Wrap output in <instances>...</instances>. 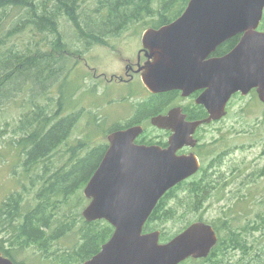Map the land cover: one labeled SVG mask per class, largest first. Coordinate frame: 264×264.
I'll return each mask as SVG.
<instances>
[{
  "label": "rangeland",
  "instance_id": "374dc122",
  "mask_svg": "<svg viewBox=\"0 0 264 264\" xmlns=\"http://www.w3.org/2000/svg\"><path fill=\"white\" fill-rule=\"evenodd\" d=\"M46 1L48 6H56L54 0ZM101 1H105V7H101ZM121 2L123 4L122 0ZM80 3L78 14L83 20L93 23L90 27L91 35L99 36L89 38L82 34L85 39L82 38L69 17L62 14L59 17V30L63 41L68 44V50L65 48V51L54 49L57 35L52 32H38L30 25L25 26L22 31H15L19 27L16 22L25 16V8L0 11V49L8 46L12 52L24 53L25 57L38 56V59H42L51 55L55 58L50 61L52 69L49 72L54 71L51 81H47L52 77L49 78L45 71L40 74L43 81L39 88L32 78L24 83L23 89L12 90L11 98L9 95L0 102V211L8 198L14 192H19L22 212L28 213L25 206L37 203L42 182L47 180L51 172L86 157L98 144H106L107 135L113 127L138 118V115L123 116L120 111H116V108L121 110V104L119 97L115 95H119L124 83L117 80L108 84L96 82L92 71L86 70L84 62L77 64L75 55L82 53L84 58H89L93 66L98 67L99 71L107 72L109 77L111 73L121 74V51L117 48L123 47V52L134 58L142 33L147 28L154 27L158 18H142L141 23L136 21L124 28L121 25L110 31L101 24L104 20L113 19L107 13L110 5H115V0H81ZM100 7L102 13L98 10ZM89 12L95 14L85 16ZM262 28L263 24L260 30H264ZM104 39L109 44L104 43ZM137 86L138 89L133 91V99L129 100L133 107L146 94L144 88L138 84ZM91 91L94 94H89ZM62 98L63 105L57 108ZM108 101L111 104L106 105ZM56 108L58 115H55ZM228 110L227 117L221 123L202 131V139L214 148L213 156L209 161L205 159L203 162L208 177L213 180V186L208 190L205 200L199 201L193 196L196 184L176 187L170 196L172 199L176 194L169 202L170 218L164 223L154 221L152 226L155 227L153 230L163 233L164 240L193 222L202 220L212 224L221 217L224 219L232 215L236 222L234 229L244 235L242 238L246 248H223V254L217 257L218 264H264V103L255 92H249L247 95L239 94L234 97ZM44 114L59 119V124H62L63 119L71 117L68 124L70 131L67 139L55 152L32 163L27 173L25 168L28 162L24 153L26 147H19L16 141L25 133L35 130L41 121H45ZM101 115H105L107 120L99 124L96 119H102ZM106 115H110V118ZM24 116H29V123L22 120ZM39 118L41 121L37 122ZM26 125L28 127L24 131ZM153 127L148 133L150 137L162 133ZM19 150L20 154L17 153ZM200 174L193 179L199 180L204 175V170ZM201 180L202 178L199 181ZM83 190L84 188V194ZM87 200L89 203V199ZM58 217L55 227L45 230L46 236L50 237L46 244H21L22 239L14 242V236H10L13 242L6 241L1 249L12 247L18 264H59L62 257L73 254L83 240L78 232L82 222L77 217L70 218L64 211ZM249 225L250 229L247 230ZM64 226L70 230L63 231ZM58 233L62 234L57 236ZM3 235L8 236V233ZM201 259L190 258L182 264H210ZM75 260L78 264L84 263L77 258Z\"/></svg>",
  "mask_w": 264,
  "mask_h": 264
},
{
  "label": "water",
  "instance_id": "95a60500",
  "mask_svg": "<svg viewBox=\"0 0 264 264\" xmlns=\"http://www.w3.org/2000/svg\"><path fill=\"white\" fill-rule=\"evenodd\" d=\"M264 0H189L180 16L142 35L148 60L141 77L152 92L182 89L189 94L206 87L199 102L210 117L186 122L184 115L157 116L153 124L171 128L170 146L139 145L136 125L108 135L109 147L84 187L89 203L82 211L87 222L106 220L114 232L98 253L83 264H179L190 257H207L218 243L215 228L204 221L188 225L167 242L160 230L144 226L160 199L200 168L194 155L177 150L193 144L190 134L204 122L226 116L233 94L256 89L264 103ZM239 42L226 54L208 59L229 39ZM0 264H16L0 254Z\"/></svg>",
  "mask_w": 264,
  "mask_h": 264
},
{
  "label": "trees",
  "instance_id": "16d2710c",
  "mask_svg": "<svg viewBox=\"0 0 264 264\" xmlns=\"http://www.w3.org/2000/svg\"><path fill=\"white\" fill-rule=\"evenodd\" d=\"M54 1L56 3L55 7L48 6L46 0H0V11L5 9L7 12L9 9L25 8L27 10L25 16L21 17L20 20L16 22L19 27L15 31H22L25 29V26L30 25V27H34L32 29L38 32H52L57 35V40L54 43V49L57 51L61 49L65 51V48H68V44L63 41L61 31L59 30V17L62 14H66L65 16L69 17L82 38H97L96 36L98 35L92 36L90 32V27L93 23L89 20H83L82 16L77 12L81 0ZM122 1L123 4L121 0H115V5H110L107 15L112 16L113 19L104 20L102 21L103 23L101 22V25L105 27V29L111 31L114 28H119L121 25H123L124 28L126 25H130L136 21H140L139 23H141L142 18L152 16L158 18L153 24L154 27H159L180 16L189 2V0ZM100 4L101 7H105V1H101ZM101 7L98 10L102 13ZM94 14L95 13L89 12L85 16L91 17ZM261 24L264 25V23ZM0 25H2L1 22ZM236 43L237 37H233L222 44L219 47V51L226 53L230 51ZM23 54L24 53L18 54L17 52H12L11 47L8 46H6L5 49H0V102L6 100L9 95L11 98V94L13 93L12 90L23 89L24 83L30 81L32 78L35 79L33 82L39 88L40 83L43 81L40 74L45 71H47L49 78L52 76L54 77V71L49 72L52 69L50 61L55 59L53 56L48 55L42 59H38V56L25 57ZM54 64L55 62L53 65ZM30 75H32V77H30ZM53 77L47 81H51ZM62 105L63 98L60 100L57 108H60ZM57 108L54 110L55 115L59 114ZM44 115L45 121H41L40 118L37 119V122H41L37 125L36 129L32 132L25 133L16 141L19 147H26L24 153L26 154L28 162L25 168L27 173L32 163L38 161V159L48 157L55 152L56 148L67 139L70 131L68 124L72 120L71 117L63 119L62 124H59V119L47 117L46 114ZM105 119V117L102 119L97 117L96 121L102 124ZM22 120L29 123V116H24ZM26 127L28 126H25L23 129L24 131ZM105 146V143H100L95 148L91 149L86 157L74 160L71 165L68 166L69 168L63 167L51 172L47 180L42 182V188L39 190L37 203L35 205L28 203L25 206L27 208L24 207L25 210L29 211L28 213L22 212V200L19 192H14L6 202H4L0 211V251L3 252L4 255L11 257L18 264L17 260L14 258L12 247L1 249L4 247V244H6V241H12L10 236H14V242H18L19 239H22L21 244H46L50 237L46 236L47 233L45 230H51L55 227L54 223L58 220V214L62 211L70 218L77 217L78 220L82 222L78 227V232H80L83 242L74 250L73 254L69 253L62 257L59 264H78L75 262V258L80 260V262H84L100 251L102 245L112 236L114 227L106 220L87 222L83 218L81 212L83 208L86 207L88 200L82 193V189L97 169L100 163V157L105 151ZM17 153L20 154L21 151L19 150ZM192 179L193 178L183 181L177 187L180 188L182 186L196 184L192 194L199 201H202V199L204 201L208 190L213 186V180L208 177L207 173L201 181H199L200 179ZM175 188L176 187L168 191L158 202V206L153 210L145 224V230H153L155 228L152 226L154 221H161L164 223L166 222L165 220L170 218V200H172L176 194H174L172 199H170V196L174 193ZM54 217L57 218L53 221ZM232 217V215H229L228 217H224V219L221 217L218 221L212 222V225L219 235V241L210 255L201 259L202 262L218 264L217 257L223 254V248H246L245 241L242 238L244 235L234 229L236 228V222ZM64 228L63 231L70 230L67 226H64ZM255 228L256 226H254V229ZM248 229H250V225L247 230ZM4 233H8V236L3 235ZM61 234L62 233H58L57 236ZM172 237L173 236L165 237L164 240L161 237V239L167 241Z\"/></svg>",
  "mask_w": 264,
  "mask_h": 264
},
{
  "label": "flooded vegetation",
  "instance_id": "af4514ba",
  "mask_svg": "<svg viewBox=\"0 0 264 264\" xmlns=\"http://www.w3.org/2000/svg\"><path fill=\"white\" fill-rule=\"evenodd\" d=\"M96 35L99 36V34H94V36ZM241 36L242 34L235 36L237 37V43L241 39ZM104 40H105L104 43L107 44L108 40L107 39H104ZM219 47L215 50V52H213L208 57V59L214 58V57H220L227 53V52L226 53L220 52ZM117 49L121 51L119 53V60H120V63L122 64L121 74L111 73L110 77L108 76L107 72L99 71L98 67L93 66L89 58H84L82 53L75 55V57L77 58V64L81 63V61L84 62L85 64L84 66L86 67V70L92 71L93 77L96 80V82L108 84L110 82H113L114 80H117V81H120L121 83H124L123 87L121 88V91L119 92V95H115L119 97L120 104H121L119 106L121 107V110H118L116 108V111H120L121 115L123 116L124 115H138V118L128 120L126 122H123L121 125L117 127H113L111 129L112 130L111 132H114L117 130H125L130 127L136 126V125H141L143 126L144 130H143V133L137 136V138L135 139V143L139 145H148V146L157 145L165 149L170 146V139L172 135L174 134V130H172L171 128H160V127L155 126L152 121L154 117L161 116V115L162 116H166V115L183 116L184 115V120L186 122L202 121L210 117L211 113L209 112L208 108L199 102L201 96L204 95V93L207 90L206 87L197 88L194 91L190 92L189 94H185V92L182 89H173V90L163 91V92H152L145 86V84L142 81L140 69L146 64L148 60H152L153 58L149 56V54L151 53L144 49L143 42H142V36L140 39L139 48L134 58H131L129 55L125 54L123 52L124 50L123 47H120ZM137 84L146 90V94L140 97L139 98L140 101H136V105L133 107L131 104H129V100L133 99L134 97L133 91L138 89ZM251 92L256 93V90L253 89ZM89 94H94V93L91 91L89 92ZM239 94H242V93L237 92L233 94L232 97L230 98L226 106V114H225L226 116H224L220 120L204 122L203 124L199 125L190 134V138L193 144L184 145L182 148L177 150L178 155L194 154L199 159V162H200L199 170L194 175L189 177L188 179L194 178L198 174L201 175L200 172L202 170H204V175L202 176V179L206 175V169H204L203 162L205 159L209 161V159L213 156L214 148L212 145L209 144L208 141H206L205 139H202V136H201L202 131L217 123H221L224 120V118L227 117V114L229 111L228 108L230 106L231 101L234 99V97H236ZM105 104L106 105L111 104V102L108 101ZM97 108L99 107H96V109ZM101 116L103 118L105 115H101ZM106 116H109L110 118V115H106ZM151 124H153L154 127ZM151 127H153L155 130L161 131L162 133L158 135H153L150 137L148 133ZM108 147H109V141L107 138L105 151L102 153L100 157V162L105 152L107 151ZM157 206L158 204L156 205V207ZM156 207L154 209H156ZM152 231H155V230H152ZM152 231L150 230V231H145V232H152ZM161 237H162V234H161ZM0 254H2L3 256L9 257L7 255H4V253L1 251H0ZM183 262H181L180 264H182Z\"/></svg>",
  "mask_w": 264,
  "mask_h": 264
},
{
  "label": "bare ground",
  "instance_id": "6f19581e",
  "mask_svg": "<svg viewBox=\"0 0 264 264\" xmlns=\"http://www.w3.org/2000/svg\"><path fill=\"white\" fill-rule=\"evenodd\" d=\"M260 25H261V24H260ZM259 28H260V26H259ZM254 89H255V88H254ZM252 90H253V89H252ZM252 90H251V91H252ZM255 90H256V89H255ZM251 91H250V92H251ZM255 94L258 95L257 90H256V93H255ZM258 97H259V96H258ZM259 99H260V98H259ZM172 189H173V188H172Z\"/></svg>",
  "mask_w": 264,
  "mask_h": 264
}]
</instances>
